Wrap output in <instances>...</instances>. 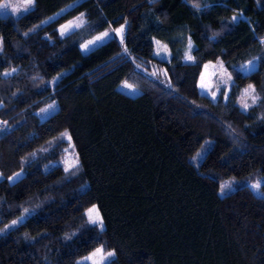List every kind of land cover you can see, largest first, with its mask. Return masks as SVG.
<instances>
[{"label": "trees", "instance_id": "obj_1", "mask_svg": "<svg viewBox=\"0 0 264 264\" xmlns=\"http://www.w3.org/2000/svg\"><path fill=\"white\" fill-rule=\"evenodd\" d=\"M80 13L84 25L60 37ZM121 25L123 43L81 52ZM261 38L264 0H35L26 14L0 15V264H76L101 245L111 264H264ZM257 57L253 71L237 69ZM215 60L233 81L212 101L198 80ZM122 82L140 93L120 92ZM249 84L261 101L243 111ZM65 132L79 157L68 173ZM92 205L103 231L87 223Z\"/></svg>", "mask_w": 264, "mask_h": 264}, {"label": "snow or ice", "instance_id": "obj_2", "mask_svg": "<svg viewBox=\"0 0 264 264\" xmlns=\"http://www.w3.org/2000/svg\"><path fill=\"white\" fill-rule=\"evenodd\" d=\"M34 4H35V0H21L20 3L0 4V9L4 10L5 16L8 15L7 10L9 8L11 9L12 14L23 15V14H26L27 12H29L33 8ZM195 6L198 7V5H195ZM61 11H64V10H61ZM240 18H241V14H237V15H234L232 17V20H233V22H237ZM51 19H53V18H49V20H51ZM42 23H44V22H42ZM84 23H85L84 14L81 13L78 17H75L73 20H70L66 24H63L60 26V29H59L60 35L65 36L67 34H70L75 29L81 28L84 25ZM110 31H114L117 35H119L121 38V43H123L124 25H121L120 28H118V29H111ZM106 37L109 39H114V37L110 36L109 31H105V32L101 33L100 35L94 37L93 40H89L85 44L81 45V48H82V50H90L89 49L90 45L96 46L97 41H104V39ZM260 42L262 44H264V38H261ZM156 44L158 46L157 47V53H156L157 55H160L161 49H163V51L167 52V45H161L160 41H156ZM191 50H192V42H191V39H189L188 51L185 53V56H184V59L186 61H192L194 59V57L190 54ZM125 51H127V49H125ZM260 59H261L260 57H257L251 61H248L244 66H242L239 69V71H241L245 74L253 71L257 61ZM208 67H209L208 65H205L206 69ZM212 67L215 68V67H217V65H212ZM218 67H219V71H220L221 82H226L224 80V77H226L227 81H231L232 76L224 68L222 62H218ZM15 72H16V69L13 68L11 70H5L3 75L4 76H10L11 74H13ZM152 75H155V73H152ZM55 79L56 78H54V80ZM124 87L130 88L131 85H128L127 83H125ZM200 87L201 88L207 87V85L204 82V74L203 73L201 74ZM223 94H224L225 98L227 99V93L225 92ZM212 97H213V101H215V99H216V93L215 92L212 93ZM249 100L251 101V103L248 102ZM259 101H261V97L256 94L255 86L252 84H249L243 90L242 98L240 101L242 108L246 111L250 107H252L253 105H256ZM51 107H53V106L50 105L49 108H51ZM41 111L44 112V111H47V109H41ZM4 123L6 124L7 122H4ZM64 137H66L69 140V149H71L72 153H73V155L65 161V172L68 173V172H70L71 169L79 167V157L77 155H75L74 146L71 144V137L68 135L67 132L62 133L61 137H59L57 139H62ZM69 149H65V152L67 153L69 151ZM71 174L74 175L75 173L72 172ZM21 176H22V172H17V173H14L13 176L8 177V179L10 181H13V180L19 179ZM251 187L253 190H259L261 187V184L259 182H257L255 184H253ZM225 189L230 190V184L221 185V192L222 193L224 192ZM261 195L264 196V194H261ZM24 211H25V213L29 212L28 209H25ZM85 215L87 216V223L88 224L98 226L101 231L104 230V221H103V218L100 214V211L96 205H92V207L87 209L85 212ZM24 218L25 217L22 215L17 220H13L11 222V225L5 226V229L9 228L12 225H16L17 223L22 222V220ZM2 231L3 230H0V232H2ZM66 238L71 239V237H66ZM114 255H115L114 251L105 252L103 245H101L100 247H97L96 249H94V251L89 253V255L82 257L80 260H77L76 264H85V262H90V264H111V258Z\"/></svg>", "mask_w": 264, "mask_h": 264}, {"label": "rangeland", "instance_id": "obj_3", "mask_svg": "<svg viewBox=\"0 0 264 264\" xmlns=\"http://www.w3.org/2000/svg\"><path fill=\"white\" fill-rule=\"evenodd\" d=\"M21 2V0H4V1H2L0 4H4V3H20ZM77 2V1H76ZM76 2H74V3H72L71 5H69L67 8H65V9H63L64 11L66 10V9H68L69 7H71L73 4H75ZM64 11H59L58 13H56V14H54V15H52V16H50V17H48L47 19H45L44 21H42V22H44V23H46V22H48V21H50L49 20V18H55L56 16H58L59 14H61L62 12H64ZM7 12H8V15H12V16H18L17 14H12L11 13V9L9 8L8 10H7ZM81 14V13H80ZM80 14H78V15H76V16H74L73 18H71V19H69V20H67V21H65L64 23H62L61 25H63V24H66L68 21H70V20H73L75 17H78ZM0 15H5L4 14V10L3 9H0ZM52 20V19H51ZM84 21H85V18H84ZM61 25H59L58 26V28H57V31H58V34H59V36L60 37H63V36H61L60 35V32H59V29H60V26ZM118 28H120V27H118ZM118 28H116V29H118ZM79 29V28H78ZM111 29H113V28H111V27H109V28H106V29H104L103 31H101V32H99V33H97V34H95L94 36H92L91 38H89V39H87L86 41H84L81 45H83V44H85L87 41H89V40H93L94 39V37H96V36H98V35H100L101 33H103V32H105V31H109V34H110V36L111 37H113V36H116L118 39H119V41H121V38H120V36L119 35H117L114 31H110ZM75 30H77V29H75ZM74 30V31H75ZM124 33H125V26H124ZM124 33H123V38H124ZM66 36V35H65ZM109 38H105L104 39V41H97V43H96V46H89V49L90 50H92L93 48H95V47H97V46H99V45H101L102 43H104L105 41H107ZM156 43V42H155ZM161 43V42H160ZM81 45H80V50H81V52L82 53H87V52H89L90 50H82V48H81ZM161 45H164V44H162L161 43ZM157 44L155 45V54L157 53ZM0 49H1V47H0ZM156 56L157 57H159V58H161V59H169L170 58V52L168 51V49H167V52H165V51H163V49H161V52H160V55H157L156 54ZM218 62H222L221 60H215V61H209V62H207V63H205L204 64V67H203V69H202V73L204 74V82H205V84L207 85V87H205V88H201L200 87V84H201V75H200V78H199V80H198V91L201 93V94H203V95H205V96H207L208 98H210L212 101H213V97H212V93L213 92H215L216 93V99H217V96H218V92H219V90L220 89H226V90H228V88L230 87V85H231V83H232V81L233 80H231V81H227L226 80V77H224V80L226 81V82H221V76H220V71H219V67H218ZM223 63V62H222ZM246 63H244V64H241V65H239L238 67H237V69H240L242 66H244ZM205 65H208L209 67L206 69L205 68ZM212 65H217V67H212ZM223 66H224V68L227 70V66H226V64H224L223 63ZM255 67H256V65H255ZM228 72V71H227ZM201 73V74H202ZM243 73V72H242ZM125 83H127V82H122V83H120L119 85H118V90L120 91V92H122V93H124V94H126V95H129V96H136V95H138L139 93H140V90L137 88V87H135V86H132L131 84H129V83H127L128 85H131V87L130 88H126V87H124V85H125ZM215 99V100H216ZM241 101V100H240ZM249 103H251V101L249 100L248 101ZM239 105H240V107H241V109L243 110V111H245L243 108H242V106H241V103L239 102ZM52 110H55V106H54V109H52ZM247 111V110H246ZM47 112H45L43 115H45ZM67 141H69L68 139H67ZM211 146V140H208L194 155H193V161H194V163H198V161H199V159L204 155V153H205V151L209 148ZM67 149H69V146H68V148ZM199 154V155H198ZM73 155V153H72V150L71 149H69V151L66 153L65 152V156H64V166H65V161L67 160V159H69V157H71ZM231 189V188H230ZM227 191H229V189H225L224 190V192L222 193L221 192V187H220V190H219V195H224ZM252 192L255 194V195H259L260 194V189L259 190H253L252 189ZM92 207V206H91ZM18 219V218H17ZM85 264H90V262H85Z\"/></svg>", "mask_w": 264, "mask_h": 264}]
</instances>
